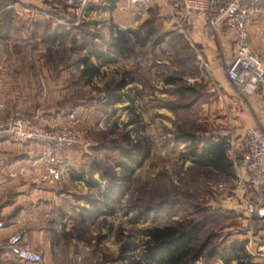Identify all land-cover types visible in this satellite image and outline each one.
Masks as SVG:
<instances>
[{"label": "rangeland", "instance_id": "374dc122", "mask_svg": "<svg viewBox=\"0 0 264 264\" xmlns=\"http://www.w3.org/2000/svg\"><path fill=\"white\" fill-rule=\"evenodd\" d=\"M109 1L0 0V17L12 15L13 7L17 12L10 40L0 43L5 60L16 65L8 71L9 77L17 79L21 93L33 92L28 110L7 115L59 116L62 122L55 125L74 124L86 140L85 147L60 148L57 167L69 179L51 188L54 193L42 211V223L56 241L55 260L58 264H147L141 257L145 229L193 220L206 222L202 239L211 236L217 248L245 241L251 262L264 264V257L256 255L263 243L264 220L245 212L250 188L234 164L239 159L237 141L242 142L246 134H239L227 97L243 102L247 96H237L226 81L223 59L230 57L229 48L218 35L214 40L206 37L212 49L208 55L207 44L186 33L165 8H134L126 3L123 8ZM113 25L140 30L142 37L149 29L153 32L145 44L132 40L129 54L117 56L101 67L99 76L85 82L80 76L81 59L88 51L73 49L71 38L86 39L104 51ZM54 32L58 40L45 42ZM156 38L163 42L156 44ZM258 54L264 63V51ZM170 76L175 77L174 83L165 82ZM120 78L126 79L127 96L108 104L106 89ZM222 131L229 140L231 177L194 165L189 144L181 136L189 132L202 139ZM125 134L146 141L148 157L133 174L114 213L83 223L81 208L87 199L99 196L85 180H96L102 188L117 182L121 174L116 162L121 149L129 146ZM71 174L84 180L72 179ZM197 264L225 263L202 258Z\"/></svg>", "mask_w": 264, "mask_h": 264}, {"label": "crops", "instance_id": "0c3cea01", "mask_svg": "<svg viewBox=\"0 0 264 264\" xmlns=\"http://www.w3.org/2000/svg\"><path fill=\"white\" fill-rule=\"evenodd\" d=\"M109 2L123 8L125 7L124 3L127 7L131 6L128 0H111ZM121 3L124 6H121ZM149 5H156L163 11L165 8L168 12L163 0H144V3L134 8ZM13 12L12 15L6 14V17L4 16L6 20L10 21V25L7 38L5 39L4 35H0V43L10 40V29L17 24L15 7H13ZM179 20L180 26L186 33L198 38L203 44H207L202 17L179 15ZM248 31L251 49L256 50L257 54L263 52L264 9L256 20L249 23ZM217 34L226 49L229 48L231 55L233 35H230L228 31H224L223 27L218 28ZM261 45L262 49L260 48ZM207 47L205 52L208 55L212 54L209 43ZM260 49L263 51H260ZM5 57L6 54L0 45V78L3 81L0 84V103H3V107L0 108L1 116L7 115L12 110H28L31 107L32 101L30 99L33 96L32 91L21 93L17 79L9 77L8 71L15 69L16 65L5 60ZM212 64L217 69V64ZM227 98L232 107L234 122L240 127L237 128L239 134L244 136L248 129L254 126H259L264 131V85L256 93L244 99L243 102H240L233 95H229ZM219 102L220 99L218 104ZM34 120L41 126L55 125L62 122L59 116L50 118L49 115H40L39 119L36 116ZM211 134L216 137L225 136L224 131ZM240 141V139L237 141V146H240ZM40 150L41 145L37 142H15L8 137H0V264H58L55 260V256H57L55 250L53 252L54 246L41 217L43 215L42 211L44 212L47 205V198L54 193L51 188L62 186L67 182L69 176L62 174L60 168L57 167L60 180L51 182L44 179L46 164L38 160ZM61 150H56L58 157L62 152ZM228 150L229 148H227V157ZM55 192H57L56 189ZM59 192L63 193L62 190ZM17 235H20L18 241L11 243V239ZM21 249H27L30 253L38 254L39 260L19 257L17 250Z\"/></svg>", "mask_w": 264, "mask_h": 264}, {"label": "trees", "instance_id": "16d2710c", "mask_svg": "<svg viewBox=\"0 0 264 264\" xmlns=\"http://www.w3.org/2000/svg\"><path fill=\"white\" fill-rule=\"evenodd\" d=\"M6 17V15H4ZM0 17V35L7 38L10 21ZM2 19V20H1ZM153 29H149L145 36L140 35V30L111 26L109 42L106 50H98L86 39L78 41L71 38L73 49L87 50L88 53L81 59L82 68L80 76L85 82L99 76L101 67L115 61L117 56H125L132 50L131 42L137 41L145 44L149 41ZM58 33L54 32L47 37V43L54 44L58 40ZM182 37V35H180ZM156 44L163 39H155ZM79 42V43H77ZM91 56L94 60H91ZM175 77H168L166 83H174ZM125 78L113 81L106 89L109 97L108 104L120 102L127 96ZM129 98V96H128ZM131 99V98H130ZM132 100V99H131ZM183 140L189 144L188 156L197 167L208 169L225 177L233 175L232 163L227 157L229 140L225 136H207L199 139L193 133L182 132ZM128 147L120 151V160L116 166L120 169V178L117 182H111L104 188L96 180H85L89 188H95L98 197L87 199L86 206L81 208L80 220L89 223L99 217L112 215L115 206L121 202L129 190V184L135 171L140 168L149 153V145L144 140H132L128 134L124 135ZM72 179L84 180L71 174ZM206 226L205 221H178L163 226H155L145 229L146 240L143 246L142 260L147 264H197L202 258L223 259L225 264L235 260L237 264H256L251 262L250 256L245 250V241H231L228 245L217 248L211 243V236L202 239V232ZM55 238H51L53 246Z\"/></svg>", "mask_w": 264, "mask_h": 264}, {"label": "built area", "instance_id": "2783aa9c", "mask_svg": "<svg viewBox=\"0 0 264 264\" xmlns=\"http://www.w3.org/2000/svg\"><path fill=\"white\" fill-rule=\"evenodd\" d=\"M168 13L180 24L179 15L200 16L204 20L205 34L210 40L217 38V30L225 27L233 39L232 54L224 61L227 83L237 96H250L264 84L263 62L249 43V23L256 20L264 8V0H163ZM72 0H68L71 3ZM131 6L144 0H128ZM3 81L0 78V84ZM3 103H0V108ZM0 137H8L15 142H37L41 145L38 160L46 164L44 179L56 181L60 174L57 169L56 150L63 147H85L83 132L74 124L41 126L33 118L12 113L0 115ZM250 188L245 202L248 216L264 220V131L259 126L248 129L239 148V159L234 163ZM1 225V223H0ZM17 235L11 239L15 243ZM21 258L39 260V255L27 249L17 250ZM256 255L264 257V238Z\"/></svg>", "mask_w": 264, "mask_h": 264}]
</instances>
